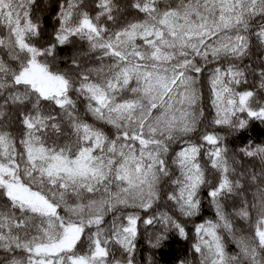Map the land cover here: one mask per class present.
<instances>
[{
  "label": "clouds",
  "instance_id": "9594fccd",
  "mask_svg": "<svg viewBox=\"0 0 264 264\" xmlns=\"http://www.w3.org/2000/svg\"><path fill=\"white\" fill-rule=\"evenodd\" d=\"M0 264H264V0H0Z\"/></svg>",
  "mask_w": 264,
  "mask_h": 264
}]
</instances>
